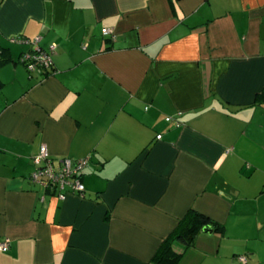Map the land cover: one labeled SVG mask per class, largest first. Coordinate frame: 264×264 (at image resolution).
<instances>
[{
  "label": "crops",
  "instance_id": "crops-1",
  "mask_svg": "<svg viewBox=\"0 0 264 264\" xmlns=\"http://www.w3.org/2000/svg\"><path fill=\"white\" fill-rule=\"evenodd\" d=\"M0 54V264H158L189 210L175 264H264V0H0ZM41 144L82 196L30 180Z\"/></svg>",
  "mask_w": 264,
  "mask_h": 264
},
{
  "label": "built area",
  "instance_id": "built-area-1",
  "mask_svg": "<svg viewBox=\"0 0 264 264\" xmlns=\"http://www.w3.org/2000/svg\"><path fill=\"white\" fill-rule=\"evenodd\" d=\"M102 34L109 37L115 35L111 28H104ZM13 41L31 45L30 49L22 52L19 56V62L25 66L28 73L45 76L54 72L55 44H50L46 49L42 48L39 35L32 39L16 36ZM165 120L170 121L171 117L167 116ZM88 162L89 157L80 159L65 157L56 160L50 155L46 145L41 144L38 153L32 157L33 171L30 174V180L43 186L46 190L55 191L61 200L66 198L68 192L82 196L85 186L80 176ZM8 246V240L0 242V249H6ZM237 261L244 264L246 262L245 255H238Z\"/></svg>",
  "mask_w": 264,
  "mask_h": 264
},
{
  "label": "trees",
  "instance_id": "trees-1",
  "mask_svg": "<svg viewBox=\"0 0 264 264\" xmlns=\"http://www.w3.org/2000/svg\"><path fill=\"white\" fill-rule=\"evenodd\" d=\"M1 54H4L3 51ZM4 60V56L1 55L0 64H2ZM257 101H264V90L258 94ZM219 227L220 226H218V224H213L214 229H218ZM208 228V220L204 215L195 210H189L186 215L181 218L171 234L163 240L155 255L153 256V260L158 264H175L178 261L180 254L174 252L172 249L173 244L176 241H180L186 246H189L194 243V240L200 231H206ZM237 256L238 255L234 257L236 261Z\"/></svg>",
  "mask_w": 264,
  "mask_h": 264
},
{
  "label": "water",
  "instance_id": "water-1",
  "mask_svg": "<svg viewBox=\"0 0 264 264\" xmlns=\"http://www.w3.org/2000/svg\"><path fill=\"white\" fill-rule=\"evenodd\" d=\"M206 231H207L208 233H210L212 230H211L210 228H208V229H206Z\"/></svg>",
  "mask_w": 264,
  "mask_h": 264
}]
</instances>
